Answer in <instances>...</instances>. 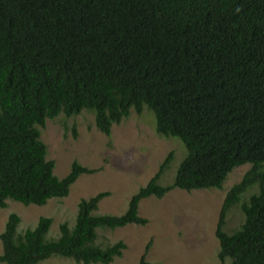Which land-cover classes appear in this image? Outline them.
Listing matches in <instances>:
<instances>
[{"label":"trees","instance_id":"16d2710c","mask_svg":"<svg viewBox=\"0 0 264 264\" xmlns=\"http://www.w3.org/2000/svg\"><path fill=\"white\" fill-rule=\"evenodd\" d=\"M145 109L159 135L188 149L175 182L159 184L172 153L125 215H98L110 193L82 200L57 241L47 240L53 219L21 233L22 218L12 214L0 236L2 264H114L127 245H101L99 231L146 226L142 201L176 189L223 190L247 165L220 215L219 259L264 264V0H0V209L8 200L45 207L98 172L74 162L56 177L42 140L47 121L87 111L110 136ZM255 186L259 193L242 204L244 225L228 234L229 212ZM151 246L139 264H148Z\"/></svg>","mask_w":264,"mask_h":264},{"label":"rangeland","instance_id":"374dc122","mask_svg":"<svg viewBox=\"0 0 264 264\" xmlns=\"http://www.w3.org/2000/svg\"><path fill=\"white\" fill-rule=\"evenodd\" d=\"M41 131L48 148L47 159L56 164V177L66 178L74 162L98 172L82 175L68 198L52 200L45 207H26L8 200V207L0 209V236L10 215L17 214L22 218L21 233L34 229L41 218L53 219L47 240L57 241L61 225H75L80 202L102 193L111 195L100 204L98 215L123 216L132 198L148 186L172 153L174 161L159 182L163 187L175 182L178 170L188 156V149L181 140L158 134L155 114L149 109L142 115L133 111L129 119L114 126L110 136L98 131L94 113L87 111L77 117L61 116L49 120ZM251 168L247 165L235 170L223 190L188 193L176 189L164 199H146L140 205V216L149 221L148 225L101 230L98 243L124 242L127 245L124 257L114 264H139L151 242L148 264H222L217 238L220 215L229 191L243 181ZM258 193L259 186L251 188L243 195L241 203L231 209L225 226L228 234L239 231L244 225L242 204ZM42 264L76 263L55 257ZM226 264L233 262L228 260Z\"/></svg>","mask_w":264,"mask_h":264}]
</instances>
